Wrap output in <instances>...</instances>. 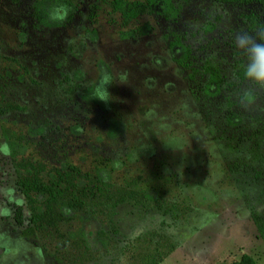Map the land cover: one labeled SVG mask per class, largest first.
<instances>
[{
	"label": "rangeland",
	"instance_id": "1",
	"mask_svg": "<svg viewBox=\"0 0 264 264\" xmlns=\"http://www.w3.org/2000/svg\"><path fill=\"white\" fill-rule=\"evenodd\" d=\"M68 1L72 21L44 27L34 0H0V54L14 60L0 65L1 93L21 108L0 117V264H71L77 253V264H144L163 236L176 249L160 264H230L243 254L264 264V89L237 78L246 57L234 42L251 33L244 15L257 9L173 0L177 21L142 16L134 25L153 31L122 40L117 15L94 14L95 0ZM51 7V22H62L63 4ZM177 39L191 50L188 69L176 63ZM206 62L224 79L218 93ZM13 133L27 140L24 158L47 168L90 172L102 161L113 197L128 199L69 213L44 253L4 140Z\"/></svg>",
	"mask_w": 264,
	"mask_h": 264
},
{
	"label": "trees",
	"instance_id": "2",
	"mask_svg": "<svg viewBox=\"0 0 264 264\" xmlns=\"http://www.w3.org/2000/svg\"><path fill=\"white\" fill-rule=\"evenodd\" d=\"M14 2L16 0H13ZM220 5H231L238 8L253 7L256 11H250L244 15V21L248 30L255 33L258 29L264 30V0H213ZM55 3H61L67 10L65 19L62 22H51V6ZM107 10L109 15H117L119 25L122 28L120 38L122 40L136 39L137 37L149 35L153 27L149 23L134 25L142 16L159 15L164 20L177 21L180 18L181 8L176 6L173 0H95L92 5L94 14L99 10ZM33 17L39 26L59 27L72 21L74 10L68 0H34L32 7ZM171 45V44H170ZM176 45L180 48L181 56L176 59V63L182 69L189 68L191 50L176 40ZM242 58L238 59L236 76L241 81H246L244 77V65ZM3 61L13 62L14 60L5 58L0 54V65ZM203 73L216 88L218 93L224 84V79L219 70L210 62L202 66ZM2 74L0 72V79ZM191 80V76H188ZM3 84H0V117L8 113L20 111L21 108L5 99ZM86 95L92 102L100 104L99 97L94 93L93 87L85 89ZM44 130H39V134ZM37 133V132H36ZM4 140L8 150V155L14 166L16 186L24 199V207L28 211V223L32 226L36 239L40 243V249L48 254L47 247L44 244L46 236L50 231L58 235V227L61 223L69 221L71 214L79 211H85L87 206L96 200H103L104 203H111L113 209L118 203H121L127 196L121 200L115 199L113 193L109 190L108 178L104 176L106 165L102 161L95 164L92 171H82L79 167L66 162L60 168H47L42 164L32 162L24 158L27 150V140L20 134L13 133L5 135ZM122 197V196H121ZM158 207V200H154ZM23 206L16 207L13 212V220L17 227H22L25 221L23 215ZM252 220L257 224V217L251 212ZM164 244L153 250V254L146 257L144 264H160L164 258L169 256L175 249L176 244L167 237H161ZM264 241V233L262 234ZM79 247L89 251L86 240L81 238ZM72 249L76 246L72 245ZM51 257L61 263L59 256ZM81 253L75 254L71 264H77L80 261ZM230 264H256L253 258L243 254L238 261Z\"/></svg>",
	"mask_w": 264,
	"mask_h": 264
},
{
	"label": "clouds",
	"instance_id": "3",
	"mask_svg": "<svg viewBox=\"0 0 264 264\" xmlns=\"http://www.w3.org/2000/svg\"><path fill=\"white\" fill-rule=\"evenodd\" d=\"M234 42L236 48L246 57L244 65L246 81L256 89H264V30L258 29L255 33L237 32L234 35ZM101 85L106 91V76L102 78Z\"/></svg>",
	"mask_w": 264,
	"mask_h": 264
}]
</instances>
